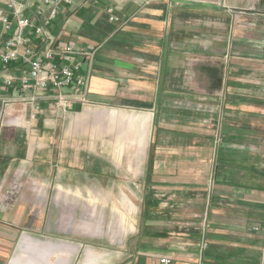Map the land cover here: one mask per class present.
<instances>
[{
  "label": "crops",
  "instance_id": "1",
  "mask_svg": "<svg viewBox=\"0 0 264 264\" xmlns=\"http://www.w3.org/2000/svg\"><path fill=\"white\" fill-rule=\"evenodd\" d=\"M78 1L61 39L96 49L88 102H43L35 118L0 102V191L27 173L65 197L134 192L137 216L113 228L121 247L84 264L264 262V0ZM21 197L0 198V224L16 227L1 239L20 238L21 264H68L51 242L21 249L39 244Z\"/></svg>",
  "mask_w": 264,
  "mask_h": 264
},
{
  "label": "built area",
  "instance_id": "2",
  "mask_svg": "<svg viewBox=\"0 0 264 264\" xmlns=\"http://www.w3.org/2000/svg\"><path fill=\"white\" fill-rule=\"evenodd\" d=\"M78 4V0H0V102L4 106L25 103L35 118L43 102L56 112L88 102L90 69L85 71L83 64L92 63L96 49L61 39L69 20L65 12ZM108 10L112 13L113 8ZM110 18L118 19L114 14ZM171 262L169 257L161 259V264Z\"/></svg>",
  "mask_w": 264,
  "mask_h": 264
},
{
  "label": "rangeland",
  "instance_id": "3",
  "mask_svg": "<svg viewBox=\"0 0 264 264\" xmlns=\"http://www.w3.org/2000/svg\"><path fill=\"white\" fill-rule=\"evenodd\" d=\"M111 140V137H106L104 142H98V147H95L98 151L108 150ZM82 145L84 146L85 143ZM42 177L26 173L20 180L13 175L7 179L4 190L0 191V198L7 194L9 200L14 203L16 198L22 199L21 196L24 198L25 215L30 219L22 227L29 234L32 242L39 244L35 249H31L30 240H25L21 249L45 251L48 250L47 245L51 242L49 248L52 253L57 252L59 255L64 250L70 253L68 264H84L96 261V255L88 253L90 250L109 255L121 247L122 244L118 242L120 238H113V228L119 219H127L131 222L137 216L140 199L134 195V192L78 190L65 197L64 192L55 190L52 184L50 185L49 181ZM118 179L126 184L129 176L122 175ZM56 195L59 196L57 200ZM16 210V206L10 207L8 213L14 214ZM4 230L14 231L16 227L11 224H0V248L6 245L7 252L5 255L0 254V264H11L9 261L13 257L19 258L18 264L24 263L22 252L17 250L20 238H12L9 241L1 239ZM0 250L4 251L3 248ZM34 256L36 254H31V257ZM42 264L47 262L45 263L44 260Z\"/></svg>",
  "mask_w": 264,
  "mask_h": 264
}]
</instances>
